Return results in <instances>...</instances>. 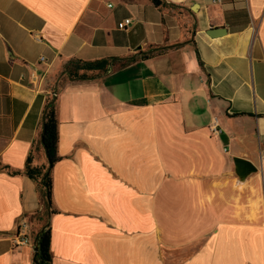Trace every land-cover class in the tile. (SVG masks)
Here are the masks:
<instances>
[{
	"label": "crops",
	"instance_id": "obj_1",
	"mask_svg": "<svg viewBox=\"0 0 264 264\" xmlns=\"http://www.w3.org/2000/svg\"><path fill=\"white\" fill-rule=\"evenodd\" d=\"M161 1L0 0V264H264V0Z\"/></svg>",
	"mask_w": 264,
	"mask_h": 264
},
{
	"label": "trees",
	"instance_id": "obj_2",
	"mask_svg": "<svg viewBox=\"0 0 264 264\" xmlns=\"http://www.w3.org/2000/svg\"><path fill=\"white\" fill-rule=\"evenodd\" d=\"M153 2L154 5L160 6L162 4L161 0H150ZM76 79L85 80L87 79L86 76H78L75 75ZM57 144H58V131H57V120L55 118V107L51 106L46 115V122H45V131L43 133V141L42 145L45 151L46 158L48 160V166L44 168V170H38L31 166V158L28 159L27 166H26V174L37 181L41 180L45 174V172L49 168L48 175L44 180V187L47 189L48 193V203H52V181H51V174H52V167L53 165L60 159L57 151ZM14 174L17 172H13ZM51 210V209H50ZM38 256L39 261L38 264H50L52 260V253H51V231L50 226L46 227L40 234H39V242H38Z\"/></svg>",
	"mask_w": 264,
	"mask_h": 264
},
{
	"label": "built area",
	"instance_id": "obj_3",
	"mask_svg": "<svg viewBox=\"0 0 264 264\" xmlns=\"http://www.w3.org/2000/svg\"><path fill=\"white\" fill-rule=\"evenodd\" d=\"M213 2L220 3L221 0H213ZM131 23L130 19L124 20L122 23L118 24L119 29H125ZM212 134H220L222 130L220 129L217 120H214L213 124L210 126ZM29 228L25 222H21L18 227L15 238L13 239L14 246H25L29 244L28 238Z\"/></svg>",
	"mask_w": 264,
	"mask_h": 264
},
{
	"label": "water",
	"instance_id": "obj_4",
	"mask_svg": "<svg viewBox=\"0 0 264 264\" xmlns=\"http://www.w3.org/2000/svg\"><path fill=\"white\" fill-rule=\"evenodd\" d=\"M194 8H196V6L193 7V9H194ZM222 32H223V30H219V29L214 30V29H212V30L208 31V34L211 35L212 37H215V36H217V35H220ZM56 96H57V91L54 92L53 97H52V100H51V101L49 102V104L47 105V107H46V109H45V112H44V115H43V130H42V137H41V140H42V141H43V133H44V131H45V122H46L47 111H48V109H49L51 106L54 105V103H55V101H56ZM48 172H49V168H48V170L45 172V174H44V176H43V178H42V185H43V183H44V180H45L46 176L48 175ZM43 186H44V185H43ZM45 189H46V188H45ZM46 191H47V189H46ZM47 198H48V193H47ZM49 207H50V204H49ZM35 251L38 252V248H37V247H36Z\"/></svg>",
	"mask_w": 264,
	"mask_h": 264
}]
</instances>
